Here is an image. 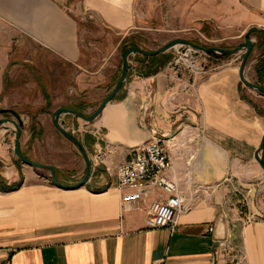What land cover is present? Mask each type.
<instances>
[{"label":"crops","instance_id":"crops-1","mask_svg":"<svg viewBox=\"0 0 264 264\" xmlns=\"http://www.w3.org/2000/svg\"><path fill=\"white\" fill-rule=\"evenodd\" d=\"M246 1L244 12L239 0H0V110L23 120L22 155L52 166L62 185L80 182L83 156L55 128L53 112L74 106L84 114L101 102L121 69L123 48L139 46L162 23L168 40L191 22L198 33L203 24L216 25L224 31L220 39L238 43L251 30L244 77L264 87V72L258 78L255 71L264 59V46H257L264 27L247 10H264V0ZM241 54L217 62L202 79L175 72L171 60L139 76L132 59L141 57L138 67L144 55L131 54L121 89L97 118L59 116L91 163L87 181L75 189L55 186L38 172L45 168L13 160L14 127L1 125L0 264H225L216 246L221 239L243 252L240 264H264V220H256L264 209L253 206L264 191L254 159L264 97L242 85ZM151 137L164 141L167 176L190 204L172 229L145 226L158 191L124 210L114 175ZM244 197L254 215L248 223L238 206Z\"/></svg>","mask_w":264,"mask_h":264},{"label":"built area","instance_id":"built-area-1","mask_svg":"<svg viewBox=\"0 0 264 264\" xmlns=\"http://www.w3.org/2000/svg\"><path fill=\"white\" fill-rule=\"evenodd\" d=\"M88 17L92 18V16ZM190 51L193 52L191 57L188 55ZM200 53L189 49L182 54L187 59L179 56L171 65V69L174 70L181 65L182 68H190L194 73L200 71L198 63ZM170 169L171 160L166 145L157 137H151L143 144L134 147L129 159L121 162L115 169L117 188L122 192L121 202L124 210L154 192H159L158 198L151 201L148 206V215L144 221L147 228L172 229L176 225L177 216L190 206L181 195L175 180L167 176ZM163 194L165 197H162ZM242 201L247 206L245 197L239 202L241 207ZM253 218V214H245L244 223L250 222ZM206 231L212 232L213 228L208 227ZM216 246L225 264H240L244 260L243 252H239L229 240H218Z\"/></svg>","mask_w":264,"mask_h":264},{"label":"rangeland","instance_id":"rangeland-1","mask_svg":"<svg viewBox=\"0 0 264 264\" xmlns=\"http://www.w3.org/2000/svg\"><path fill=\"white\" fill-rule=\"evenodd\" d=\"M239 2L242 5L243 4L248 5L246 0H239ZM250 7L251 8H248L247 10L250 11V13L254 14V19H255L254 25L258 26V28H263L264 27V10L261 9L260 6H258V5H255V6L252 5ZM239 8H241V7H239ZM241 9L244 12H246V8H244V5H243V7ZM195 24H196L195 22H191L190 30L178 31V32L174 31L176 33V34L175 33L174 34L175 35H179L180 37L173 38L171 40L183 39V40H187V41L191 42L194 45H198V46H201V47H218V48H223V49H226V50H231V49L236 48V46L241 44L245 39H250L249 37L248 38H244L243 37L242 41L239 42V43L237 42V40L235 38L227 40V41H224V40L220 39L222 37V35H224L223 29L217 28L216 25L213 26L212 24H203L202 28L200 29V33H198L196 30L192 29V28H194ZM160 27L161 28H159V30L147 31V38L143 39L144 41L143 42H139V46H135V47L141 48L142 50H145V51H155V50L160 49L164 45H166L168 42H170L171 40L167 39V35L169 34V32H167V31H165L163 29L164 28V23H162ZM232 33H234V32H232ZM237 33L239 34L240 32L237 31ZM227 34L234 35V34H231L230 32H228ZM225 42H230V44H229L230 46L229 45L226 46ZM189 49H192V48H190L189 46L183 45V44H177L174 47H172L171 49H169L167 51V53L164 54V55L166 56L167 61L171 60L170 68H171V65L173 64V62L179 56H182V54L184 52H187ZM193 50H195V49H193ZM122 52H123V50L121 51V54H122ZM240 53H242V51L241 52H237L234 55H239ZM200 54L201 55L199 57L198 63L200 65L199 70L201 72L198 71V72L194 73L193 71L190 70V68L189 69L182 68L181 65H178V68H175L174 71L178 72V73H181V74H184V76L190 77L191 79H202V78L206 77L207 75H209L211 72H213L214 68L216 67L214 65L217 62H220L222 60H226V59H228V57H232L233 56V55L223 56V55H216V54L215 55H207V54H204L202 52ZM138 58H141V57H138V55H135V57H133V59H132V62H133L132 66H133V69L135 70V72H136V68H137V63H138L137 59ZM182 58L187 59L186 57H183V56H182ZM241 58H242V54L236 60V64L240 63ZM180 64H182V61H180ZM120 65H121V59H120ZM127 74H128V71H127ZM119 76H120V70H119V73L117 74V76L115 77V79L111 82V84L109 86V92L107 93V95L112 90V88L115 85V82L117 81ZM252 84H254V83H252ZM242 85L245 86L244 84H242ZM255 85H257V84H255ZM120 89H121V87H120ZM113 98H112V100H113ZM100 103L101 102L89 104V105H91L92 108H90L89 110H86V113H84V114L89 116L91 113H93L96 110V108L99 106ZM4 115H6V114H1L0 113V118H7L8 117L9 119H14L16 121H19L15 117H10L9 115L8 116H4ZM79 120L83 121L82 119H79ZM21 121H23V120L21 119L20 122ZM63 128L65 130H67L68 132L72 133L66 127L63 126ZM13 136L14 135H12V139H14ZM8 153L10 154V156L13 157V160L15 159V160H17V162L19 161V159L13 153V144H12V142L10 143V147L8 149ZM261 154H262V158L264 160V147L261 150ZM256 164H257V162H256ZM116 167H115V169H116ZM259 168H260V166H259ZM115 169H114V171H115ZM260 170H261L262 174L264 175L263 170L261 168H260ZM38 172H40L48 180H51L49 171L47 169H43L42 171H38ZM114 175H115V172H114ZM250 199H253V195L250 196ZM247 202H248L247 206L245 205V203L243 201H242V204H243L242 207H241V204L238 205L239 206V210L242 213H244V214H248V209L250 208L248 199H247ZM257 205L262 206V208L264 209V191H260V195L258 196L257 199L254 200L253 206L256 208ZM252 220L253 219H251V221ZM256 220H264V212H263V216L260 217L259 219H256Z\"/></svg>","mask_w":264,"mask_h":264},{"label":"water","instance_id":"water-1","mask_svg":"<svg viewBox=\"0 0 264 264\" xmlns=\"http://www.w3.org/2000/svg\"><path fill=\"white\" fill-rule=\"evenodd\" d=\"M177 44H183V45L189 46L190 48L195 49L197 52H202V53L207 54V55H215L216 54V55L230 56V55H234L237 52L242 51V58L240 60L239 69H238L239 79L242 82V84H244L246 87L258 92L261 96L264 97V87L260 86V85L252 84V83L248 82L244 77V66H245L246 60H247L248 55H249L251 48H252V42L250 39H245L241 44L237 45L236 48L231 49V50H226V49L218 48V47H201L198 45H194L191 42H189L187 40H183V39L171 40L166 45H164L161 49H158L155 51H145V50H142L141 48H138V47H130L121 54L122 64H121V74L119 76V79L117 80V82L113 86L110 93L101 101L99 106L96 108V110L90 116H85L84 114H80V113L76 112L75 110L69 109V108H57L52 114V121H53L55 128L65 138H67L71 142H73L79 148V150L83 156V159H84V162L86 165V171H85V175H84L83 179L80 182H78L77 184H73V185H62L61 183H59V181L56 177L54 168L52 166L33 162V161L27 159L25 156H23L22 153L20 152V145H19V139H20V134H21V125H22L20 120L16 121L14 119H9V118H0V126L4 125L5 123H11L14 127V140H13V153H14V155L23 164H26V165L34 167V168H45V169H47L49 171L50 178H51L53 184L55 186H57L58 188L69 190V189H75V188L82 186L87 181V179L89 177L90 170H91V163H90V160H89V158L85 152L84 147L80 143V141L77 140V138L72 133L65 130L63 128L62 124H60L59 116L63 113L64 114H73V115L81 118L84 121H87V122L93 121L95 118H97L101 114V112H102L103 108L106 106V104L108 102H110L112 100V98L119 91V89H120V87H121L122 83L124 82L126 75H127L128 57L131 54L138 53V54H141L144 56L157 55V54L167 52L169 49H171L172 47H174ZM14 117L16 118L15 115H14ZM16 119L18 120V118H16ZM263 147H264V131H263V134L261 137V142L259 144V147L254 154L255 161L257 162V164L260 166V168L264 172V160H263L262 154H261V150Z\"/></svg>","mask_w":264,"mask_h":264},{"label":"trees","instance_id":"trees-1","mask_svg":"<svg viewBox=\"0 0 264 264\" xmlns=\"http://www.w3.org/2000/svg\"><path fill=\"white\" fill-rule=\"evenodd\" d=\"M251 30H249L246 34H245V38H248L249 36H250V34H251ZM262 35H263V38H264V32H262ZM257 46H264V44H263V42H262V40H257ZM130 47H133V46H131V45H129V46H126L125 48H123V52L125 51V50H127L128 48H130ZM162 48V47H161ZM160 48V49H161ZM122 52V53H123ZM250 54V53H249ZM249 56V55H248ZM144 60V62H145V60H147V63H144V62H142V64L140 65L139 64V66L136 68V72H137V75H139V76H146V75H149V74H154V73H156L160 68H162L168 61H167V59H166V56L164 55V54H157V55H152V56H143L142 57ZM255 71H256V73H257V76H258V78H259V74H260V71L261 72H264V59H261V60H259L258 62H257V64H256V66H255ZM120 74H121V69H120ZM119 79V78H118ZM117 79V80H118ZM261 80H264V78L263 79H261ZM117 82V81H116ZM115 82V83H116ZM122 86V85H121ZM114 99V98H113ZM72 108L76 111V112H78L79 113V110L77 109V108H75L74 106H72ZM8 112H10V111H8V110H0V113L1 114H7ZM92 114V113H91ZM90 114V115H91ZM89 115V116H90Z\"/></svg>","mask_w":264,"mask_h":264},{"label":"bare ground","instance_id":"bare-ground-1","mask_svg":"<svg viewBox=\"0 0 264 264\" xmlns=\"http://www.w3.org/2000/svg\"><path fill=\"white\" fill-rule=\"evenodd\" d=\"M188 55H189V57H191V56L193 55V52L190 51V53H189ZM188 55H187V56H188ZM3 126H4V125H3Z\"/></svg>","mask_w":264,"mask_h":264}]
</instances>
